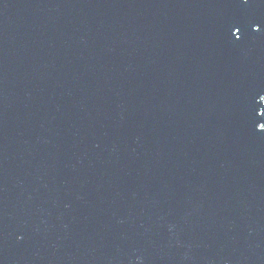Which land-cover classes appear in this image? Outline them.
Segmentation results:
<instances>
[{
  "label": "water",
  "instance_id": "95a60500",
  "mask_svg": "<svg viewBox=\"0 0 264 264\" xmlns=\"http://www.w3.org/2000/svg\"><path fill=\"white\" fill-rule=\"evenodd\" d=\"M0 264H264V0H0Z\"/></svg>",
  "mask_w": 264,
  "mask_h": 264
}]
</instances>
